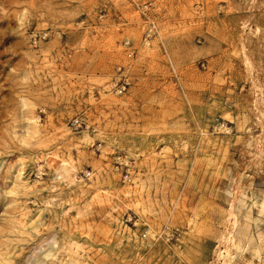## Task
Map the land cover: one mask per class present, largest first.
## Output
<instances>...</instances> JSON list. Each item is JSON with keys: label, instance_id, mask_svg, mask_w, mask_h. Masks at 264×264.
Instances as JSON below:
<instances>
[{"label": "rangeland", "instance_id": "rangeland-1", "mask_svg": "<svg viewBox=\"0 0 264 264\" xmlns=\"http://www.w3.org/2000/svg\"><path fill=\"white\" fill-rule=\"evenodd\" d=\"M0 264H264V0H0Z\"/></svg>", "mask_w": 264, "mask_h": 264}, {"label": "built area", "instance_id": "built-area-1", "mask_svg": "<svg viewBox=\"0 0 264 264\" xmlns=\"http://www.w3.org/2000/svg\"><path fill=\"white\" fill-rule=\"evenodd\" d=\"M154 26L153 25H150V29H149V32H148V35L147 36H149L150 35V33L152 32V28H153ZM76 123H78V121L77 120H75V124Z\"/></svg>", "mask_w": 264, "mask_h": 264}, {"label": "bare ground", "instance_id": "bare-ground-1", "mask_svg": "<svg viewBox=\"0 0 264 264\" xmlns=\"http://www.w3.org/2000/svg\"><path fill=\"white\" fill-rule=\"evenodd\" d=\"M22 164L24 165V163H22ZM72 169H73V168H72ZM73 170H74V169H73ZM36 223H37V222H36ZM36 223H35V224H36Z\"/></svg>", "mask_w": 264, "mask_h": 264}]
</instances>
